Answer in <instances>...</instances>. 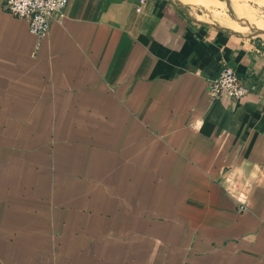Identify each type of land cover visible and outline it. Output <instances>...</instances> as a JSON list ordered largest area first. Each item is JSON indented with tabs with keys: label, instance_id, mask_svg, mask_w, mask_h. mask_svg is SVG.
Masks as SVG:
<instances>
[{
	"label": "crops",
	"instance_id": "1",
	"mask_svg": "<svg viewBox=\"0 0 264 264\" xmlns=\"http://www.w3.org/2000/svg\"><path fill=\"white\" fill-rule=\"evenodd\" d=\"M136 4L68 0L43 39L0 8V264H264V39ZM222 63L245 98L208 99Z\"/></svg>",
	"mask_w": 264,
	"mask_h": 264
},
{
	"label": "built area",
	"instance_id": "2",
	"mask_svg": "<svg viewBox=\"0 0 264 264\" xmlns=\"http://www.w3.org/2000/svg\"><path fill=\"white\" fill-rule=\"evenodd\" d=\"M68 0H0V8L16 19L26 22L30 35L43 39L46 37L51 21L60 22L63 10ZM145 0H137L135 12H139ZM206 95L210 100L226 98L237 101L248 95L245 88L237 79L234 70L222 63L216 77L206 84ZM264 104V96L261 98ZM244 205H237L236 211L242 213Z\"/></svg>",
	"mask_w": 264,
	"mask_h": 264
},
{
	"label": "rangeland",
	"instance_id": "3",
	"mask_svg": "<svg viewBox=\"0 0 264 264\" xmlns=\"http://www.w3.org/2000/svg\"><path fill=\"white\" fill-rule=\"evenodd\" d=\"M219 4L220 8H215L213 6L209 7H202L199 6L196 3L189 4V9L193 15H198L199 19H210L215 21H221L222 23L230 24L229 26H232L233 29L237 28V30H241V28H246L248 25L243 23V16L240 15L239 12L233 11L230 9V15L237 20L238 22L231 20L228 11L225 7V5L221 4L218 0H216ZM231 4L234 6H240L239 0H229ZM247 12L249 13L248 18L251 20L260 19L264 16V0L256 1V0H249L247 2ZM247 15V14H246ZM235 30V29H234ZM255 37V36H253ZM259 37H262L264 39V35H259Z\"/></svg>",
	"mask_w": 264,
	"mask_h": 264
},
{
	"label": "water",
	"instance_id": "4",
	"mask_svg": "<svg viewBox=\"0 0 264 264\" xmlns=\"http://www.w3.org/2000/svg\"><path fill=\"white\" fill-rule=\"evenodd\" d=\"M164 2L170 4L179 14H181L182 16L186 17L190 22L196 24V25H200L202 27H205L207 29H210L216 33H221L225 36L228 37H233V38H238V39H248L250 37L253 36H259V35H264V28L259 30V31H251L248 34H244V33H238V32H234V31H230L224 28H221L217 25L214 24H207V23H203L200 21H197L196 19H194L193 17H191L188 13V8L184 5H182L180 2H178L177 0H163ZM224 3L226 9H227V13L230 17L231 20H234L236 22H238L237 20H235L231 15H230V8H229V0H218Z\"/></svg>",
	"mask_w": 264,
	"mask_h": 264
},
{
	"label": "bare ground",
	"instance_id": "5",
	"mask_svg": "<svg viewBox=\"0 0 264 264\" xmlns=\"http://www.w3.org/2000/svg\"><path fill=\"white\" fill-rule=\"evenodd\" d=\"M221 4H223L224 5V3L223 2H221V1H219ZM186 7L189 9L190 7H189V5H186ZM229 8L231 9V10H233V11H237V9H236V7L233 5V4H231L230 2H229ZM191 17H193V16H191ZM194 19H196L197 21H200V22H203V23H207V24H213V23H211V22H213V21H207V20H205V19H199V18H197V17H193ZM243 23L244 24H246V25H249V26H251L253 29H255L256 31H259V30H261V29H263L264 28V26L263 25H261V24H259V23H256L255 21H253V20H251V19H249L248 17H244L243 16ZM215 25V24H214ZM220 27V26H219ZM222 28V27H221ZM247 28H248V26H247Z\"/></svg>",
	"mask_w": 264,
	"mask_h": 264
}]
</instances>
